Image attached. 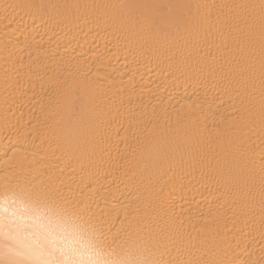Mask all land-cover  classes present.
I'll return each mask as SVG.
<instances>
[{"label":"bare ground","instance_id":"obj_1","mask_svg":"<svg viewBox=\"0 0 264 264\" xmlns=\"http://www.w3.org/2000/svg\"><path fill=\"white\" fill-rule=\"evenodd\" d=\"M259 2L0 0L3 212L79 226L104 264H264L259 22L251 51L200 39Z\"/></svg>","mask_w":264,"mask_h":264},{"label":"clouds","instance_id":"obj_2","mask_svg":"<svg viewBox=\"0 0 264 264\" xmlns=\"http://www.w3.org/2000/svg\"><path fill=\"white\" fill-rule=\"evenodd\" d=\"M0 205V240L10 244L11 256L20 264H104L105 257L83 230L56 216L37 215L15 208V215ZM9 212L13 206L9 205Z\"/></svg>","mask_w":264,"mask_h":264},{"label":"snow or ice","instance_id":"obj_3","mask_svg":"<svg viewBox=\"0 0 264 264\" xmlns=\"http://www.w3.org/2000/svg\"><path fill=\"white\" fill-rule=\"evenodd\" d=\"M12 7V6H6ZM231 9H239L240 11H233L231 16L237 22L235 24H225L224 26H213L206 30L201 36L200 39L203 41H207L209 35H213L218 37L221 42L225 39H231L233 42L243 38L246 40L249 51L254 44V30L257 24V20L259 22V31H260V48L262 60H264V0H260L259 4H242V5H229L227 6ZM171 26L172 22H168ZM241 25L243 28L241 29ZM236 29H240L239 33L236 32ZM231 32V35L228 33ZM262 70H264V64H262ZM72 110L79 115L85 110V101L83 99L80 100L78 104L75 102L72 105ZM5 131L10 132L7 125L5 126ZM65 139L71 143L72 138L70 136L65 137ZM21 143L9 145L5 149V156H7L8 152L13 151L16 148L22 147ZM262 165H264V160L261 161Z\"/></svg>","mask_w":264,"mask_h":264}]
</instances>
